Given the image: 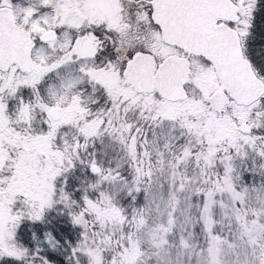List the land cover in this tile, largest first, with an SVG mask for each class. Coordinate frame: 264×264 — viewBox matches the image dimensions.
Instances as JSON below:
<instances>
[{
  "label": "snow or ice",
  "instance_id": "obj_1",
  "mask_svg": "<svg viewBox=\"0 0 264 264\" xmlns=\"http://www.w3.org/2000/svg\"><path fill=\"white\" fill-rule=\"evenodd\" d=\"M264 0H0V264H264Z\"/></svg>",
  "mask_w": 264,
  "mask_h": 264
},
{
  "label": "flooded vegetation",
  "instance_id": "obj_2",
  "mask_svg": "<svg viewBox=\"0 0 264 264\" xmlns=\"http://www.w3.org/2000/svg\"><path fill=\"white\" fill-rule=\"evenodd\" d=\"M262 35H263V32L260 30L259 26H256L255 35L252 41V47H253L254 52L258 49L261 43H264V36ZM262 53L264 54V52Z\"/></svg>",
  "mask_w": 264,
  "mask_h": 264
},
{
  "label": "rangeland",
  "instance_id": "obj_3",
  "mask_svg": "<svg viewBox=\"0 0 264 264\" xmlns=\"http://www.w3.org/2000/svg\"><path fill=\"white\" fill-rule=\"evenodd\" d=\"M259 28L263 32V35L262 36H264V15H261V17H260ZM262 55H264V54L262 53Z\"/></svg>",
  "mask_w": 264,
  "mask_h": 264
}]
</instances>
